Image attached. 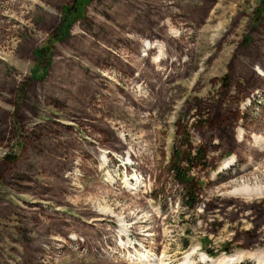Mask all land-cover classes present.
I'll list each match as a JSON object with an SVG mask.
<instances>
[{
	"label": "rangeland",
	"instance_id": "1",
	"mask_svg": "<svg viewBox=\"0 0 264 264\" xmlns=\"http://www.w3.org/2000/svg\"><path fill=\"white\" fill-rule=\"evenodd\" d=\"M73 4L0 0V264H264V0Z\"/></svg>",
	"mask_w": 264,
	"mask_h": 264
},
{
	"label": "trees",
	"instance_id": "2",
	"mask_svg": "<svg viewBox=\"0 0 264 264\" xmlns=\"http://www.w3.org/2000/svg\"><path fill=\"white\" fill-rule=\"evenodd\" d=\"M90 0H74V4L71 7L68 8H64L62 10V19H61V24L60 27L58 28L57 32L58 34H61L63 30L68 31V29H70V24L74 23L78 18H80L81 16H83L84 13V6L87 5V3ZM84 8V9H83ZM263 10V5H260V7L258 8V13H260ZM44 49H38L36 51L37 56L43 58L44 56ZM257 66H254V71L256 73ZM46 72V69H44V73ZM259 75V74H258ZM198 153L192 158H182V160L178 159L176 161L172 160L171 162V172L175 178V180L177 181L178 184H183L184 186H186L187 188L185 193L183 194V204L186 205L188 208H193L194 205V201L195 199L192 197L194 194V191L191 190V187H194V184L192 182V179L190 177H187V174L189 173V171L191 170V168L189 166H191V161L192 160H197L199 159L200 161H202V165H205V156L204 153L201 150L197 151ZM6 159H8V157H6ZM182 164L186 165V167L182 166ZM189 202H192V204H190ZM264 241V240H263Z\"/></svg>",
	"mask_w": 264,
	"mask_h": 264
},
{
	"label": "bare ground",
	"instance_id": "3",
	"mask_svg": "<svg viewBox=\"0 0 264 264\" xmlns=\"http://www.w3.org/2000/svg\"><path fill=\"white\" fill-rule=\"evenodd\" d=\"M150 42H146V44H145V48L147 49V50H149L150 51ZM151 52V51H150ZM149 52V53H150ZM151 54V53H150ZM256 70H257V72H258V74H259V72H260V74H261V71H260V68L259 67H256ZM259 74V75H260ZM256 192H258V191H255V190H251L250 188H248V187H243V188H238V189H236V190H234V192L233 193H235V194H237V195H241V196H244V197H252L254 194H256ZM190 253H192V252H190ZM189 253V254H190ZM189 254L185 257V259H184V261H186V258L189 256ZM263 253H261L260 255H262ZM236 255H238V254H236ZM236 255H234V256H230V257H224L223 258V262H224V264H237V263H242V258L243 257H241V256H236ZM152 256V255H151ZM148 257V256H147ZM146 257V258H147ZM126 258H128V259H130V260H136V261H138L139 260V258H137L136 256H130V254L128 255H126ZM149 258V257H148ZM263 257H260L259 259H258V261L259 262H263L264 260L262 259ZM141 260H144L143 258H141ZM147 260V259H146ZM202 260L203 261H205V262H207V263H209V262H212L211 260H209L208 259V257L207 256H202ZM134 262V261H133Z\"/></svg>",
	"mask_w": 264,
	"mask_h": 264
},
{
	"label": "flooded vegetation",
	"instance_id": "4",
	"mask_svg": "<svg viewBox=\"0 0 264 264\" xmlns=\"http://www.w3.org/2000/svg\"><path fill=\"white\" fill-rule=\"evenodd\" d=\"M246 135L247 134H243V132L241 131V132H239V135L236 137V143L242 144L241 145V148H243V150L245 149V143L246 142L244 141V138L246 137ZM233 162H234L233 158H230L227 161H225L223 163V166L221 168H219V172L223 171L225 168H228L230 166H233L234 165Z\"/></svg>",
	"mask_w": 264,
	"mask_h": 264
}]
</instances>
